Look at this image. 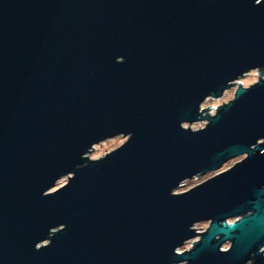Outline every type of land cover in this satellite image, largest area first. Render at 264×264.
<instances>
[{
  "label": "water",
  "instance_id": "water-1",
  "mask_svg": "<svg viewBox=\"0 0 264 264\" xmlns=\"http://www.w3.org/2000/svg\"><path fill=\"white\" fill-rule=\"evenodd\" d=\"M0 264H264V0H0Z\"/></svg>",
  "mask_w": 264,
  "mask_h": 264
},
{
  "label": "rangeland",
  "instance_id": "rangeland-1",
  "mask_svg": "<svg viewBox=\"0 0 264 264\" xmlns=\"http://www.w3.org/2000/svg\"><path fill=\"white\" fill-rule=\"evenodd\" d=\"M257 72L256 70H251L247 73H255ZM257 79V74H253L251 76H249V74H244V76H242L240 79H238V81H241L242 84L244 86L248 85V84H251L253 83L255 80ZM233 90L234 88H230V89H227L223 92V94L218 97V98H213V97H208L204 100V102L201 104V108H204L208 105H213L211 106V110H209L208 112L211 114V113H214V110H215V106H217L218 104H222V101L223 102H226L228 101V99H231L232 96H233ZM205 124V121H198V122H194L190 125H187L185 124L186 126H190L192 129H197L201 126H203ZM125 140V137L119 135V136H116V137H113V138H109V139H106V140H103L101 141L100 143L98 144H95L93 146V149L88 153V156L90 158H97V157H100L102 155L105 154V152H109L111 149H114L116 148L117 146H119L123 141ZM242 158V156H237L235 158H232V159H229L227 162H225L220 170H223V169H226L228 167H230L234 162L240 160ZM213 173L210 172V173H206L205 175H202V176H199V177H193L191 179H186L182 185H180L176 190H174V192H180V191H184L186 189H188L189 187L203 181L204 179H206L207 177L211 176ZM66 179L67 177L66 176H63L61 178H59L56 182V186H59V185H62L66 182ZM55 189V188H53ZM207 226V222L203 221V222H198V223H195L193 225V227L196 228V231H202L205 229V227ZM197 237L195 238H192L190 239L189 241H185V243L180 246L178 248L179 251L177 252H181L183 251L184 249H188L190 248V242L191 241H194L196 240ZM227 248V244H224L221 249H226Z\"/></svg>",
  "mask_w": 264,
  "mask_h": 264
},
{
  "label": "built area",
  "instance_id": "built-area-1",
  "mask_svg": "<svg viewBox=\"0 0 264 264\" xmlns=\"http://www.w3.org/2000/svg\"><path fill=\"white\" fill-rule=\"evenodd\" d=\"M215 111V110H214ZM211 114H213V113H211ZM185 180H183L180 184L182 185V183L184 182ZM196 229V228H195ZM190 240V239H189ZM188 240V241H189ZM190 243H192V241L190 242ZM190 246H191V244H190ZM177 251H179L178 249H177Z\"/></svg>",
  "mask_w": 264,
  "mask_h": 264
}]
</instances>
